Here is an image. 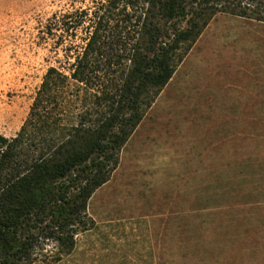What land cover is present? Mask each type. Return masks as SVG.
Here are the masks:
<instances>
[{
	"label": "rangeland",
	"instance_id": "obj_1",
	"mask_svg": "<svg viewBox=\"0 0 264 264\" xmlns=\"http://www.w3.org/2000/svg\"><path fill=\"white\" fill-rule=\"evenodd\" d=\"M107 3L0 0V135L19 131L49 67L71 72L98 16L96 82L70 81L52 116L75 121L124 65L112 60L131 36L128 8ZM177 57L89 197L71 253L41 236L31 264H264V22L217 12Z\"/></svg>",
	"mask_w": 264,
	"mask_h": 264
},
{
	"label": "trees",
	"instance_id": "obj_2",
	"mask_svg": "<svg viewBox=\"0 0 264 264\" xmlns=\"http://www.w3.org/2000/svg\"><path fill=\"white\" fill-rule=\"evenodd\" d=\"M107 4L128 8L132 25L126 47L112 60L125 61L117 74L104 72L98 93L82 97L85 107L75 121L63 123L50 113L70 81L78 88L95 81L103 48L100 15L71 72L49 67L19 131L0 135V264H31L41 236L54 240L59 253H71L74 235L86 228L89 197L108 180L121 147L171 78L179 49H189L217 12L264 22V0Z\"/></svg>",
	"mask_w": 264,
	"mask_h": 264
}]
</instances>
